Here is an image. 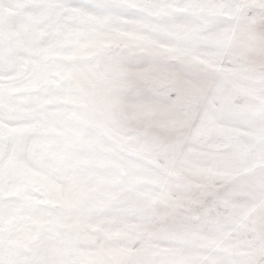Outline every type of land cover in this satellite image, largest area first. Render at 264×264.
<instances>
[{
    "label": "snow or ice",
    "instance_id": "obj_1",
    "mask_svg": "<svg viewBox=\"0 0 264 264\" xmlns=\"http://www.w3.org/2000/svg\"><path fill=\"white\" fill-rule=\"evenodd\" d=\"M0 264H264V0H0Z\"/></svg>",
    "mask_w": 264,
    "mask_h": 264
}]
</instances>
